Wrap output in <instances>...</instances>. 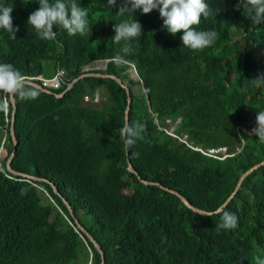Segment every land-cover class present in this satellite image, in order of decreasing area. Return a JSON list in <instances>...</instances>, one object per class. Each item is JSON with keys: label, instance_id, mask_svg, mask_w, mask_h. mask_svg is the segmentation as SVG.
Returning <instances> with one entry per match:
<instances>
[{"label": "trees", "instance_id": "obj_1", "mask_svg": "<svg viewBox=\"0 0 264 264\" xmlns=\"http://www.w3.org/2000/svg\"><path fill=\"white\" fill-rule=\"evenodd\" d=\"M79 1L103 13L101 27L107 18L115 21L112 14L120 6V0ZM134 18L142 35L131 53L97 73L115 75L129 87L130 122L146 126L143 139L124 149L119 128L128 97L111 78L80 80L61 98L33 88L38 98L18 99L12 167L51 180L60 195L46 182L7 178L3 164L0 264H101L65 198L102 246L106 264H256L257 256L264 258V143L249 135L256 112L264 110V84L250 81L264 76V23L240 16L236 24L227 14L219 25L247 34L244 44L219 33L213 46L186 51L160 17L139 11L122 20ZM194 27L203 30L201 24ZM85 50L86 57L49 58L38 73L51 77L61 69L72 83L89 62L123 55L121 45L103 32L91 35ZM5 126L0 114L1 134ZM169 132L187 135L189 146ZM218 147L232 156L206 154ZM129 161L137 174L128 170ZM258 165L232 197L240 179ZM142 180L174 190L210 214L196 213L177 195ZM229 200L224 210L237 215L238 227L217 231L216 210Z\"/></svg>", "mask_w": 264, "mask_h": 264}, {"label": "clouds", "instance_id": "obj_2", "mask_svg": "<svg viewBox=\"0 0 264 264\" xmlns=\"http://www.w3.org/2000/svg\"><path fill=\"white\" fill-rule=\"evenodd\" d=\"M16 2L18 3L17 7L13 5L14 2L10 3V0H0V114L4 115L6 123L3 134L0 133V169L5 172L3 165L5 163L8 173L12 175L6 174L7 178L12 180L16 175L46 182L51 187L54 185L59 195L56 184L51 180L21 173L12 167L17 150L15 153L13 152L14 148L12 151L10 150L11 144L8 139L10 136L13 142L11 122L13 114L17 112L19 100L29 101L38 98L39 93L36 89L54 94L56 97L61 94L65 95L76 84L71 87L73 82L68 83L65 73L61 69H57L51 77L38 73L40 66L44 70L47 69L45 62L49 58L59 59L62 55L86 57L85 47L91 35L103 32L110 41L121 45L120 52L123 55L117 54L113 59L93 60L84 67L83 75L115 76L97 73V71H106L110 62L118 63L131 53V45L135 44L138 37L142 35V25L135 18L125 21L122 18L128 14L137 15L139 11L144 15L150 14L151 18L160 17L163 21V29L172 36H176L178 45L186 51H198L213 46L219 33L229 38L232 37L233 43L244 44L247 34L239 33L235 27L226 30L219 25L220 18L227 14L234 17L236 24L239 22L240 16L247 18L254 25L264 23V0H120L119 8L114 9L117 12L112 14L115 21L112 22L107 18L103 27L100 26L102 22L100 18L103 13L98 20L95 19L93 14L96 12L79 0H16ZM107 2L109 5L116 4V0H107ZM199 24L203 26V30H197L194 27ZM216 51L219 52V49ZM94 63H100L96 66L101 68L92 70L95 67ZM126 64L131 65L130 63ZM58 73L63 74L62 83L60 87H55V77ZM88 77L102 78L99 76ZM250 81L253 85L264 84V76ZM63 88V93H56V90ZM87 98L88 100L85 97V101L91 102V98ZM93 101H99L98 92L95 93ZM255 124L256 127L251 129L249 135L257 137L259 142L264 143V110L256 112ZM145 131L146 126L139 121L130 122L125 119L119 128V138L123 141L124 149H130L137 140L143 139ZM169 133L179 141L185 136L179 137L173 132ZM14 137L18 143L16 126ZM187 140L188 138L185 137L181 142L189 146ZM243 140L245 139L242 137L241 141ZM220 148L227 149V147L216 149ZM196 149L203 152L199 148ZM1 152L6 153V157L2 158L3 153ZM229 156L232 155L227 149L220 159L224 160ZM65 200L67 199L65 198ZM229 202L230 200L226 203L229 204ZM224 205L216 210V214L221 216L220 222L215 226L217 231L234 230L238 227L237 215L225 211L224 207L227 205ZM256 264H264V258L257 256Z\"/></svg>", "mask_w": 264, "mask_h": 264}, {"label": "water", "instance_id": "obj_3", "mask_svg": "<svg viewBox=\"0 0 264 264\" xmlns=\"http://www.w3.org/2000/svg\"><path fill=\"white\" fill-rule=\"evenodd\" d=\"M136 75H137V74H136ZM88 76H99V77H102V78H108V77H110V78L114 79L117 83H119L124 89H126L127 97H128V105H127V109H126V114H125L126 117H125V119H128V120L130 121V111H131V104H132V95H131V91H130L129 87H128L127 85L123 84L122 81H121L120 79H118L117 77H115V76L103 75V74H102V75H101V74H99V75H97V74H85V75H82V76H80L78 79H76V80L73 81L71 87H72L75 83L79 82L80 79L86 78V77H88ZM63 95H64V94L57 95V97H61V96H63ZM15 121H16V112L13 114L12 122H11V126H12L11 134H12V137H13V138H12V139H13V142H14V144H15L14 151H13L14 153H15V151H16V144H17V140H16L15 137H14V133H15ZM263 164H264V163H263ZM257 167H259V166H255V167H253L251 170H249V171H248V172H247V173L241 178V180H240V182H239V184H238L237 189H236L235 192L232 194V197L235 195L236 191L240 188V186H241L242 182L244 181V179H245L247 176H249L253 171H255V170L257 169ZM128 170H129L130 172L134 173V174H137V171L134 169V167L132 166V164H131L130 161L128 162ZM142 181H143L146 185H150V184H153V185H159L162 189H164V190H166V191H168V192H171V193L177 195V196L182 200V202H183L188 208L192 209V210H193L194 212H196V213H199V214H202V215H209V214H210V212H206V211H204V210L198 209V208L194 207L193 205H191L190 202H189L184 196H182L181 194H179L178 192H175V191H173V190H171V189H169V188H165L163 185L158 184V183L148 182V181H144V180H142ZM52 187H53L54 191L57 193V191H56V187H55L54 185H52ZM232 197H231V198H232ZM63 201H64V204L67 206V208H68V210H69L71 216H72L73 219L75 220V223H76L78 229L81 230L84 234H86V235L89 237L90 241L93 243L94 247L96 248V250H97L98 253L100 254V256H101V261H102L101 264H106L105 254H104V251H103L101 245H100V244H99V243H98V242H97V241H96V240L90 235V233L87 232V230H86L84 227H82V225L79 223L78 219H77L76 216H75V213H74L73 208L70 206V203H69L67 200H65V199H64ZM226 205H228V203H226L224 206H226Z\"/></svg>", "mask_w": 264, "mask_h": 264}, {"label": "built area", "instance_id": "obj_4", "mask_svg": "<svg viewBox=\"0 0 264 264\" xmlns=\"http://www.w3.org/2000/svg\"><path fill=\"white\" fill-rule=\"evenodd\" d=\"M62 77L63 74L62 73H58V75L55 77V87H60L61 83H62ZM45 84H47L45 82ZM86 100H88V98L86 97ZM226 148H220V149H216V148H211L207 151V155L212 156V157H216L218 159H220L221 157L224 156L225 152H226Z\"/></svg>", "mask_w": 264, "mask_h": 264}, {"label": "rangeland", "instance_id": "obj_5", "mask_svg": "<svg viewBox=\"0 0 264 264\" xmlns=\"http://www.w3.org/2000/svg\"><path fill=\"white\" fill-rule=\"evenodd\" d=\"M101 14H102V12H96V13H94L93 14V17L95 18V19H99L100 18V16H101ZM98 68H101L100 66H95L92 70H98ZM52 71H53V69H52ZM45 75V74H44ZM46 76V75H45ZM60 89H58V90H56V91H59ZM185 137L186 138H188V136L187 135H185L182 139H181V141H184V139H185ZM197 150V149H196ZM1 153H3V152H1ZM1 157L2 158H4V157H6V153L4 154H2L1 155Z\"/></svg>", "mask_w": 264, "mask_h": 264}, {"label": "bare ground", "instance_id": "obj_6", "mask_svg": "<svg viewBox=\"0 0 264 264\" xmlns=\"http://www.w3.org/2000/svg\"><path fill=\"white\" fill-rule=\"evenodd\" d=\"M100 63H94L93 66L99 65Z\"/></svg>", "mask_w": 264, "mask_h": 264}]
</instances>
